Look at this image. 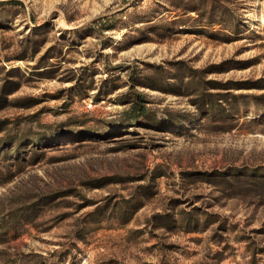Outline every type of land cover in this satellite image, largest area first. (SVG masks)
<instances>
[{
    "label": "rangeland",
    "instance_id": "1",
    "mask_svg": "<svg viewBox=\"0 0 264 264\" xmlns=\"http://www.w3.org/2000/svg\"><path fill=\"white\" fill-rule=\"evenodd\" d=\"M18 1L0 264H264V0Z\"/></svg>",
    "mask_w": 264,
    "mask_h": 264
},
{
    "label": "trees",
    "instance_id": "2",
    "mask_svg": "<svg viewBox=\"0 0 264 264\" xmlns=\"http://www.w3.org/2000/svg\"><path fill=\"white\" fill-rule=\"evenodd\" d=\"M10 1H12V2H19L18 0H10ZM139 101H140V98L138 97L137 100H135V102L133 104H131V109L133 111H136L137 110L136 113L138 115L139 114H142L143 111H144V109H145L144 105H142ZM137 114L134 115V117L137 116Z\"/></svg>",
    "mask_w": 264,
    "mask_h": 264
}]
</instances>
